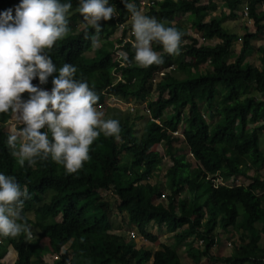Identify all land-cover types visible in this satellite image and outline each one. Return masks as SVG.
<instances>
[{
    "label": "trees",
    "instance_id": "16d2710c",
    "mask_svg": "<svg viewBox=\"0 0 264 264\" xmlns=\"http://www.w3.org/2000/svg\"><path fill=\"white\" fill-rule=\"evenodd\" d=\"M225 1L229 15L208 22L205 20L210 13L217 10L216 0H162L150 4L146 15L177 28L183 35L173 55L153 44L163 63L147 68L132 61L134 37L120 47L128 56L124 65L116 62L104 66L115 50L111 38L121 26L123 36L130 30L129 13L121 0H109L115 16L100 21L102 48L90 58V41L84 33L91 34L92 29L79 30L81 17L70 9L69 33L47 54L56 68L64 63L76 66L75 77L87 81L97 93L98 108L107 96L125 101L131 97L141 99L156 73L165 71L159 83L162 90L156 100L147 103L149 114L145 115L149 117L140 137L135 133V121H119L118 138L99 136L89 148V160L72 174L50 159L37 158L33 167L18 165L5 144L9 132L0 123V171L26 187L29 198L24 201L23 215L32 229V237L22 233L16 238H0V264H6L10 247L17 254L15 264H33V259L49 264L42 254L43 238L49 239L58 257L51 264H182L177 247L188 238L192 242L186 250L195 264L203 259L218 264H264V247L257 230L260 223V232H264V180L254 177L247 185L238 183L240 178H247L244 160L254 169L264 165V55L261 69L247 61L254 48L252 41L264 34V0L248 1V18L256 31L244 35L233 62L229 59L236 37L222 21L236 18L241 0ZM18 2L0 0V11ZM134 2L138 9L142 7L140 0ZM71 3L74 9L77 0ZM190 12L194 15L191 21ZM189 22L202 32V37L187 27ZM214 40L218 43L212 44ZM136 70L143 74L142 88L137 93L132 89ZM174 70L186 73V77L179 78ZM114 72L121 75L120 79ZM51 79L40 87L50 89ZM31 83L36 85L38 81L34 78ZM252 89L259 96L252 95ZM182 125L181 138L194 161L174 147L180 141L175 133ZM162 143L172 165L165 181L153 184L149 169L164 157L152 149ZM216 180L220 182L216 184ZM206 184L212 186L208 197L203 193ZM101 190L112 194L104 196ZM27 212L51 222L32 221ZM152 223L172 233L174 244H162L159 250L151 251L137 248L128 239L131 227L143 235ZM221 231L233 240L237 255L218 258L212 254ZM74 238L78 250L64 249Z\"/></svg>",
    "mask_w": 264,
    "mask_h": 264
},
{
    "label": "clouds",
    "instance_id": "9594fccd",
    "mask_svg": "<svg viewBox=\"0 0 264 264\" xmlns=\"http://www.w3.org/2000/svg\"><path fill=\"white\" fill-rule=\"evenodd\" d=\"M121 3L129 13L132 61L137 66L163 63L153 44L163 53H177L182 32L144 14L134 0ZM70 9L80 15L85 29H92L84 36L96 48L100 21L115 16L109 0H77L74 9L71 0H19L0 11V114L11 125L5 139L8 153L21 167H33L37 158L50 159L66 173H76L89 160V148L99 136H119V121L103 118L97 93L75 77L76 66L64 63L56 68L47 54L69 33ZM120 55L128 61L126 53ZM50 76L51 88L40 87ZM34 78L36 85L31 83ZM28 198L26 187L0 171V238L30 235L23 215Z\"/></svg>",
    "mask_w": 264,
    "mask_h": 264
},
{
    "label": "rangeland",
    "instance_id": "374dc122",
    "mask_svg": "<svg viewBox=\"0 0 264 264\" xmlns=\"http://www.w3.org/2000/svg\"><path fill=\"white\" fill-rule=\"evenodd\" d=\"M141 1H142L143 5L140 9L143 11L144 14H146L150 4H152L155 1L160 2L162 0H141ZM216 1H217V10L212 13V18L221 16L220 12L222 13V11H221L222 9L220 6H222L224 4V8H226V5H225L226 1L225 0H224V2H223V0H216ZM220 1H221V3L223 2L221 5H220ZM207 2H208V0H202V3H207ZM246 9H248L247 5L246 6H240L239 12H237L238 18L236 20L230 19L229 21H227L225 19V21H222V25L231 34H233L236 37L235 43H238V44L240 43L242 45H243L242 39L246 33L240 34V36L238 37V33L240 31H242L241 27H246V28L251 27L252 28L253 26H255L253 20H250L248 18V16L245 15ZM224 11L226 12V14L228 13L226 9H223V12ZM190 13L191 14L189 15V17H190V21H191L193 19L194 15L192 12H190ZM209 20H211V19H209ZM81 22H82V18L80 19V22H79V30L84 28L81 25ZM129 23H130V21H129ZM187 27L189 29H191L194 34L202 37V33L198 29L193 27L190 22L187 24ZM123 29H124V27L121 26L117 30L116 34L111 38V41L115 42L116 46H115V50H114L113 55L107 60V62L104 64V66L112 65L113 63H116V62L120 63L121 65H124L126 63V62H124L123 57L120 55L122 52L123 53H126V52L121 50L120 47H123V45L126 42L130 41L133 36L131 35V30L128 31L126 36H123ZM239 39H241V41ZM98 41H99V43L97 44L96 48L90 47V50L87 53V58L96 56L98 54V52L101 50V48H102L101 43L103 42L102 37L98 36ZM240 44H239V46H234L235 49L232 52V55L230 56L229 62H233L237 58L239 50H240L239 49ZM256 45L257 46L262 45L264 47V38L261 40L260 44H256ZM255 48L257 50V47H255ZM187 61H190V59H188ZM247 61L253 63L254 66L256 67V69H261L263 67L262 56H260V55L258 57L257 56L255 57L252 54L251 56L248 57ZM205 67L210 68V66L208 64H206ZM174 71L176 72L175 74L179 78H185L186 77V73L181 72V71H177V70H174ZM114 73H115V76L118 77V79H120L121 75L117 74V72H114ZM134 76H135V79H134L133 84H132V89L135 93H137L142 88L143 74L141 72H139L138 70H136L134 72ZM164 76H165V71L157 72L155 75V79L153 81V84L146 87L145 93L141 99L131 97L129 100L125 101L123 99H118V98L107 96L103 107L100 109H97V110L102 112L103 116H105L107 118H114V119H117L118 121H122V122L126 121L127 119H130L131 123H133L135 121L133 123L134 128H135V133L137 134V136L140 137L143 134L145 125H146L148 117H149L148 115H145V108L147 106L148 101H152V100L154 101L158 98V96L162 90L160 88L159 83L162 81ZM252 95L259 96V94L253 89H252ZM201 107H203V104H201ZM170 112H171V110L167 111L166 114H168ZM203 112H204V109H203ZM134 116H136L138 119L135 120ZM139 117H142V118H139ZM0 123L6 132L11 131V125L8 123L7 118L0 116ZM183 127H184V125L181 126L180 132L177 134L178 136L180 135L179 136L180 141L175 143L174 147L179 153L184 152L188 155V157L190 159H192V157L189 153V149H188L186 143L184 142V139L181 138ZM263 133L264 132H262V134H261V136H262L261 137V147L264 146ZM152 150L159 152L164 157L163 159L156 162V164L152 168H150L149 172H148L150 181L153 184H156L158 182L161 183V182L165 181L164 180L165 173L168 170V168L172 165V162L170 160V157L166 156L164 143L156 145ZM247 165H248V161L244 160L242 167L244 169V172H245V175L247 178H240L238 181L239 184L247 185L250 183V179H252L254 177H257V178L264 180V165L259 167V168H256V169L251 168L249 166L247 167ZM219 182H220V180L215 181L216 184ZM211 187L212 186L210 184H206L203 187V193H204L205 197H208V195L211 191ZM100 192L104 196L112 194L111 191L101 190ZM164 193L167 196L169 192L165 189ZM166 196L164 197L163 200L166 199ZM26 216L29 219H31L32 221H36V220L43 221L44 224H48L51 222L50 219H48V218L42 219L40 216L38 217L33 212H27ZM257 230L259 232V235H258L259 243L261 244L262 247H264V232H260V230H261L260 223L258 224ZM31 232H32V229H30V233ZM236 233H237V231H236ZM226 235L227 234H224V232L221 231V234L219 236V242L217 243V244H219V243L220 244L219 245L216 244L217 246L215 245L212 249V254L215 257H218V258L229 257V256H231V254L233 252L235 253V255H237L236 249L233 246V240H231ZM236 235L238 236L239 234L237 233ZM30 237H32V234H30ZM128 239L132 243H134L137 246V248L145 247L151 251L159 250L161 248L162 243L166 244V245L174 244L173 234L168 233L167 231L160 230L156 224H151L150 227H148V229L146 230V232L143 235H139L136 228L132 227L131 231L128 233ZM191 242H192V239L188 238L187 240L182 242L177 247L178 252L180 254L182 264H195L193 262V260L189 259V256H188V253L186 250L187 244L191 243ZM41 246H42V254H43L45 262L49 263V264L53 263L56 259V255L53 252L52 248L50 247L49 239L43 238L41 240ZM64 249H67L70 252H76L78 250L77 240L74 238ZM16 259H17V254L10 247L9 253L5 259V263L6 264H15ZM32 263L33 264H39V261L36 259H33ZM149 264H151V263H149ZM200 264H218V263H214L208 259H203Z\"/></svg>",
    "mask_w": 264,
    "mask_h": 264
},
{
    "label": "crops",
    "instance_id": "0c3cea01",
    "mask_svg": "<svg viewBox=\"0 0 264 264\" xmlns=\"http://www.w3.org/2000/svg\"><path fill=\"white\" fill-rule=\"evenodd\" d=\"M209 1V0H208ZM248 1L249 0H241V5L240 6H246L247 4H248ZM140 2L142 3V1L140 0ZM217 2V1H216ZM223 2H224V0H223ZM222 2V3H223ZM221 3V1H220V5L222 4ZM143 4V3H142ZM219 5V6H220ZM221 7V11H222V13L220 12V14H221V16L220 17H214V18H212V13L213 12H215V11H213V12H211L210 13V17H208L207 19L209 20V19H217V20H221V18H222V16H223V14H225V16H228L229 15V10H227V8H224V4L222 5V6H220ZM223 9H226L227 10V14H226V12L224 11L223 12ZM238 12H239V10H238ZM238 17L236 16V18H234V20H236ZM205 20L206 22H208V20ZM231 18H227L226 20L227 21H229ZM210 21V20H209ZM223 21H225V20H223ZM241 29H242V31H240L239 33H238V37L240 36V34H245V33H248V32H250V33H254L255 31H256V29H255V26H253L252 28L250 27V28H246V27H241ZM202 33V32H201ZM200 37V36H199ZM264 38V34L263 35H261L260 37H258L257 39H255V40H253L252 41V44H253V50L250 52V54H249V56H251L252 54L256 57H258L259 55L260 56H263L264 55V47L262 46V45H256V44H260V42H261V40ZM212 44H217L218 43V41L217 40H214V41H212L211 42ZM240 44V43H239ZM239 44L238 43H234V45H233V47H232V50H231V55H232V52L234 51V49H235V47L234 46H239ZM260 46V47H259ZM241 47H242V44H240V48L239 49H241ZM255 47H257V50H256V48ZM239 52H240V50H239ZM258 53V54H257ZM239 54V53H238ZM248 56V57H249ZM103 118H107V117H105V116H103ZM152 224H155V223H152ZM150 227V226H149ZM132 229V227L130 228V230ZM163 231H166V230H163ZM163 244V243H162ZM220 244V243H219ZM219 244H217V245H219ZM170 245V244H169ZM216 245V246H217ZM142 248V247H141ZM157 251V250H156ZM177 251H178V249H177ZM232 255H235V253L233 252L232 254H231V256Z\"/></svg>",
    "mask_w": 264,
    "mask_h": 264
},
{
    "label": "built area",
    "instance_id": "2783aa9c",
    "mask_svg": "<svg viewBox=\"0 0 264 264\" xmlns=\"http://www.w3.org/2000/svg\"><path fill=\"white\" fill-rule=\"evenodd\" d=\"M245 15L248 16V9H246ZM241 41V39H239ZM202 244V242H201Z\"/></svg>",
    "mask_w": 264,
    "mask_h": 264
}]
</instances>
